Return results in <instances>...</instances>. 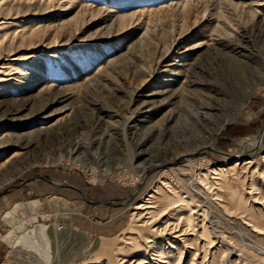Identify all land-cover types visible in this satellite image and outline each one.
<instances>
[{
    "label": "rangeland",
    "instance_id": "374dc122",
    "mask_svg": "<svg viewBox=\"0 0 264 264\" xmlns=\"http://www.w3.org/2000/svg\"><path fill=\"white\" fill-rule=\"evenodd\" d=\"M2 40L0 264H264V0H0Z\"/></svg>",
    "mask_w": 264,
    "mask_h": 264
},
{
    "label": "bare ground",
    "instance_id": "6f19581e",
    "mask_svg": "<svg viewBox=\"0 0 264 264\" xmlns=\"http://www.w3.org/2000/svg\"><path fill=\"white\" fill-rule=\"evenodd\" d=\"M9 47H10V45H8V44H6V46H5V40H2V42L0 43V56L3 54V52H6V51H8V50H10L9 49ZM161 60H162V58L160 59V61H159V63L158 64H160L161 63ZM149 112H150V110H149ZM263 140H264V134L262 133L261 134V139H259V141H258V143L262 146V148L263 149H261L260 151H264V143H263ZM3 144H6V143H3ZM2 144V145H3ZM206 149V148H205ZM202 150L203 149H201V150H198V154H201V152H202ZM260 151H257V152H255V151H251L250 153H249V156H248V158H250V157H254L255 158V155H259L258 153L260 152ZM244 155V154H243ZM235 157H237V159H238V156H235ZM240 157H242V155H240ZM236 159V158H235ZM176 161V160H175ZM254 159H249V160H246V161H243L242 163H241V168H237V165H232V166H228V168L226 169V168H224L223 166H218V167H216V168H213V170H212V174L214 175V176H221L224 172H226L227 170H229L230 172H236L238 169L241 171V170H244V169H247V168H249L253 163H254ZM238 170V171H239ZM147 204H150V202H145V204H140V205H137L136 207H135V210L136 211H141V210H145L146 208H148V207H145ZM151 205V204H150Z\"/></svg>",
    "mask_w": 264,
    "mask_h": 264
},
{
    "label": "crops",
    "instance_id": "0c3cea01",
    "mask_svg": "<svg viewBox=\"0 0 264 264\" xmlns=\"http://www.w3.org/2000/svg\"><path fill=\"white\" fill-rule=\"evenodd\" d=\"M91 204H92V205H94V206H97V205H99V204H103V205H107V206H109V204H108V203H106V202H102V203H98V202H91Z\"/></svg>",
    "mask_w": 264,
    "mask_h": 264
},
{
    "label": "water",
    "instance_id": "95a60500",
    "mask_svg": "<svg viewBox=\"0 0 264 264\" xmlns=\"http://www.w3.org/2000/svg\"><path fill=\"white\" fill-rule=\"evenodd\" d=\"M57 186H60V185H57ZM11 188H14V187H11ZM0 196H2V194Z\"/></svg>",
    "mask_w": 264,
    "mask_h": 264
}]
</instances>
